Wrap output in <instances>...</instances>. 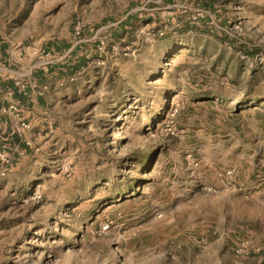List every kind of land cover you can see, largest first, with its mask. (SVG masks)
<instances>
[{
  "label": "rangeland",
  "instance_id": "374dc122",
  "mask_svg": "<svg viewBox=\"0 0 264 264\" xmlns=\"http://www.w3.org/2000/svg\"><path fill=\"white\" fill-rule=\"evenodd\" d=\"M0 40L89 56L0 176V264H264V0H0Z\"/></svg>",
  "mask_w": 264,
  "mask_h": 264
},
{
  "label": "crops",
  "instance_id": "0c3cea01",
  "mask_svg": "<svg viewBox=\"0 0 264 264\" xmlns=\"http://www.w3.org/2000/svg\"><path fill=\"white\" fill-rule=\"evenodd\" d=\"M67 45L66 42L62 45L52 44L46 47L48 53L43 58H38L36 53L26 48H13L5 40H0V145L8 141L22 150V156L25 154L22 158L15 157L7 175L14 172L22 160L31 154L29 141L39 138L42 142L54 119H58V104L53 98L62 100L64 91L56 86L51 90L49 85L53 84L52 74L62 76L67 70V66L61 67L62 65H68L69 61L74 59H78L76 63L81 64L89 57L83 52V40L75 42L64 56H60L63 47ZM69 69L76 68L74 66ZM19 81L26 84V94L17 86ZM14 103L20 107L19 117L5 111ZM259 122L262 124L261 120ZM22 124H28L30 129L23 128Z\"/></svg>",
  "mask_w": 264,
  "mask_h": 264
},
{
  "label": "built area",
  "instance_id": "2783aa9c",
  "mask_svg": "<svg viewBox=\"0 0 264 264\" xmlns=\"http://www.w3.org/2000/svg\"><path fill=\"white\" fill-rule=\"evenodd\" d=\"M76 31V35H80L83 32V26L81 23H77L74 27ZM17 86L20 88V90L23 93H27V86L24 82L19 81L17 83ZM6 112H12L17 117H19L20 114V107L17 103H14L10 105L7 109H5ZM23 128L30 129V126L28 124H22ZM23 152L19 148L12 146L8 141L3 142L0 145V176L5 177L10 169V167L13 165L15 161L16 155H22ZM231 178L233 176L232 172H228L226 174ZM249 247L248 243L242 242L240 245L236 248V254L239 256H243L249 253Z\"/></svg>",
  "mask_w": 264,
  "mask_h": 264
},
{
  "label": "trees",
  "instance_id": "16d2710c",
  "mask_svg": "<svg viewBox=\"0 0 264 264\" xmlns=\"http://www.w3.org/2000/svg\"><path fill=\"white\" fill-rule=\"evenodd\" d=\"M207 6V8H209V9H211V6H209V5H206ZM257 51H254V52H248V54L249 55H254V53H256Z\"/></svg>",
  "mask_w": 264,
  "mask_h": 264
}]
</instances>
